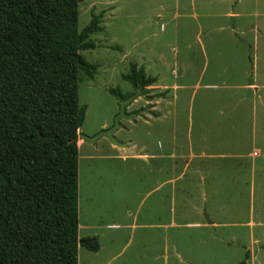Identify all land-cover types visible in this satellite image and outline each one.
I'll return each instance as SVG.
<instances>
[{"label": "rangeland", "instance_id": "1", "mask_svg": "<svg viewBox=\"0 0 264 264\" xmlns=\"http://www.w3.org/2000/svg\"><path fill=\"white\" fill-rule=\"evenodd\" d=\"M93 12L79 134L114 126L132 63L158 81L126 105L127 147L78 139L79 264H264V0H82L80 29Z\"/></svg>", "mask_w": 264, "mask_h": 264}, {"label": "trees", "instance_id": "2", "mask_svg": "<svg viewBox=\"0 0 264 264\" xmlns=\"http://www.w3.org/2000/svg\"><path fill=\"white\" fill-rule=\"evenodd\" d=\"M81 2L0 0V264H79V87L98 68L82 51L103 30L95 12L79 28ZM123 79L134 93L158 81L136 63Z\"/></svg>", "mask_w": 264, "mask_h": 264}, {"label": "water", "instance_id": "3", "mask_svg": "<svg viewBox=\"0 0 264 264\" xmlns=\"http://www.w3.org/2000/svg\"><path fill=\"white\" fill-rule=\"evenodd\" d=\"M140 92H141V89L138 88L137 92L135 94L129 96L127 99L122 100L121 111H120V113L118 114V116L115 119L114 126L108 128L107 130H104V131L98 133L95 136H88V135H84V134H79L78 135V139H82L84 141H88V142L94 143L99 138H101L102 136H107V137H109L112 140L114 145H116L118 147H127L126 143H122V142H120L119 140L116 139V137L114 136V132L120 126V122H119L120 118L127 115V113L125 111L126 105L129 104L130 102H132L140 94ZM206 218H207L209 223H212V221L209 219L208 215H206ZM83 242H84V244H88L89 240H85ZM256 245L264 246V244L260 243V242H258ZM256 245H255V247H256Z\"/></svg>", "mask_w": 264, "mask_h": 264}, {"label": "crops", "instance_id": "4", "mask_svg": "<svg viewBox=\"0 0 264 264\" xmlns=\"http://www.w3.org/2000/svg\"><path fill=\"white\" fill-rule=\"evenodd\" d=\"M233 13V12H232ZM127 146H128V143H127ZM140 155H142V154H140ZM144 157H142L141 156V159H143L144 160V162H147V163H149L150 162V160L151 159H153V158H155L156 156L155 155H153V154H149V153H144V155H143ZM124 157H126V156H124ZM140 157V156H139ZM216 221H214V220H212V223H210V224H213V223H215ZM196 224H198V225H201L202 227H203V225L201 224V223H196ZM209 224V223H208ZM114 226H116V227H121V225H118V224H113ZM172 225V224H171ZM170 225V226H171ZM168 227H169V225H168Z\"/></svg>", "mask_w": 264, "mask_h": 264}, {"label": "bare ground", "instance_id": "5", "mask_svg": "<svg viewBox=\"0 0 264 264\" xmlns=\"http://www.w3.org/2000/svg\"><path fill=\"white\" fill-rule=\"evenodd\" d=\"M81 144V142H78V146ZM80 147V146H79Z\"/></svg>", "mask_w": 264, "mask_h": 264}]
</instances>
